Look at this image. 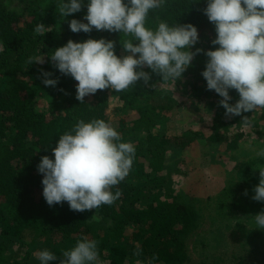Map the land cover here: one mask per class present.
Listing matches in <instances>:
<instances>
[{
  "label": "trees",
  "instance_id": "trees-1",
  "mask_svg": "<svg viewBox=\"0 0 264 264\" xmlns=\"http://www.w3.org/2000/svg\"><path fill=\"white\" fill-rule=\"evenodd\" d=\"M17 1L24 5L22 10L10 9L6 0H0V264H26L32 250L44 246L60 259L63 251L73 248L82 237L98 242L103 264H135L137 259L145 264H185L189 260L186 241L200 224L199 213L173 196L172 189L168 196L164 188L173 173L168 172V153L186 141L181 136L173 140L160 130L163 107L149 103L146 89L117 92L122 109L127 106L129 113L112 121L108 109L112 90H98L81 103L76 99L78 82L62 75L50 60L69 40L101 38L114 41L116 55L124 56L128 53L120 41L133 37L95 29L91 33L71 32L72 19L87 23L83 19L87 0L80 12L64 19L57 9L60 0ZM206 7L207 0H163L159 8L149 12L145 26L155 30L162 21L169 26L192 24L202 35H216L214 24L204 15ZM40 23L46 27L44 33L35 31ZM207 51L196 55L203 60L198 65L201 72L208 60ZM30 57L44 58V63L31 65ZM42 70L59 80L55 87L45 86ZM197 88L194 95L199 99L202 89ZM43 99L50 106L47 111L39 107ZM210 103L211 108L216 104ZM224 110L217 107L215 122L223 121ZM131 113L136 117L129 119ZM92 119L111 123L121 134V142L135 147L129 175L112 189L113 193L119 189L122 195L110 206L82 213L70 210L67 202L49 206L43 197V175L37 170L41 157L54 159L52 149L59 137L77 121ZM213 138L220 140L216 132ZM238 141L235 136L231 146ZM161 192L167 199L161 200ZM259 209L264 211V202ZM96 215L109 223L97 222ZM137 247L142 249L139 257L134 256ZM14 248L17 252L26 248L24 263L9 254ZM154 255L158 259L153 261Z\"/></svg>",
  "mask_w": 264,
  "mask_h": 264
},
{
  "label": "clouds",
  "instance_id": "clouds-1",
  "mask_svg": "<svg viewBox=\"0 0 264 264\" xmlns=\"http://www.w3.org/2000/svg\"><path fill=\"white\" fill-rule=\"evenodd\" d=\"M163 0H87V23L69 21L73 33L107 31L123 33L133 39L120 41L124 56L115 53V42L106 39H87L84 42L69 40L50 56L53 65L62 75L71 76L76 85V99L98 90L122 92L134 87L138 81L147 85L151 79L145 67L159 75L163 81L179 80L192 60L203 50L191 49L198 43V30L192 24L169 26L160 22L155 30L145 26L149 12L161 6ZM84 0H60L59 15L64 19L78 13ZM204 15L214 24L219 45L207 57L202 77L207 89L214 90L222 99L226 117L264 109V0H207ZM35 31L44 33L43 23ZM135 42V43H134ZM138 54V58H137ZM29 64H43L44 58L30 57ZM45 86L55 87L59 80L53 74L41 72ZM235 90L239 100L234 104L229 90ZM244 128L252 126L251 119L243 116ZM121 134L103 119L90 122L79 120L70 131L59 137L52 149L54 159L41 157L37 170L43 175V197L49 206L67 202L75 212L92 211L102 205H112L122 192L112 189L129 175L135 159V147L121 142ZM256 155L264 158V148ZM259 183L254 188L253 200L264 202V166L258 165ZM255 171V170H254ZM247 195V192H245ZM256 229L264 230V211L252 217ZM40 264H103L98 242L82 237L76 245L65 250L58 259L45 249L34 253ZM137 247L134 256H141ZM153 256L152 260H157ZM135 264H145L137 259ZM150 264V262H149Z\"/></svg>",
  "mask_w": 264,
  "mask_h": 264
},
{
  "label": "rangeland",
  "instance_id": "rangeland-1",
  "mask_svg": "<svg viewBox=\"0 0 264 264\" xmlns=\"http://www.w3.org/2000/svg\"><path fill=\"white\" fill-rule=\"evenodd\" d=\"M6 5L16 11L24 6L17 0H6ZM198 36L199 41L191 51L219 47L212 44L216 39L214 32L198 33ZM200 64L203 60L195 56L179 80L168 81L149 73L145 67L151 76L149 83L145 85L142 80L138 81L126 91L146 89L145 93L151 97L149 103L163 107L160 130L173 140L181 136L186 141L185 145L174 146L168 153V172L173 173L164 188L168 196L172 189L173 196L195 207L199 213L200 224L186 241L189 260L185 264H264V230L256 229L252 219L262 212L259 209L262 202L252 197L259 183L257 166H264V158L256 155L260 148H264V109L231 118L225 116L224 110L223 121L220 124L215 122V110L220 107L222 98L214 90L207 89L202 72L198 70ZM197 87L202 89L199 99L194 95ZM229 95L232 97L229 103L234 105L239 95L234 89L229 90ZM118 99L117 92L113 91L108 108L112 121L129 113L127 106L122 109ZM210 102L216 103L213 108ZM39 107L46 111L50 108L44 99ZM243 116L251 119V127L242 126ZM135 117L134 113L128 116L129 119ZM215 132L220 140L213 138ZM235 136L239 141L233 147L231 143ZM153 191L158 193L157 188ZM161 195V200L167 199L162 192ZM95 220L101 222L100 216L96 215ZM16 249L8 253L24 263L26 248L19 252ZM45 249L44 246L32 250L26 264H40L34 253ZM51 264H59V260Z\"/></svg>",
  "mask_w": 264,
  "mask_h": 264
}]
</instances>
